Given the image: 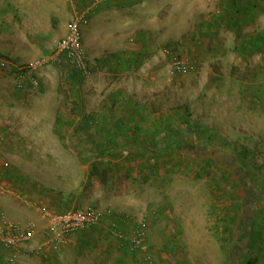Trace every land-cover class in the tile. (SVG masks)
I'll use <instances>...</instances> for the list:
<instances>
[{
    "label": "rangeland",
    "instance_id": "rangeland-1",
    "mask_svg": "<svg viewBox=\"0 0 264 264\" xmlns=\"http://www.w3.org/2000/svg\"><path fill=\"white\" fill-rule=\"evenodd\" d=\"M70 1L51 0V12H23L14 4L6 11L0 0V210L39 229L47 214L64 210L96 209L103 221L92 228L96 236L90 229L71 243L39 250L43 241L36 239V248L16 254L13 264H116L112 258L120 264H264V84H253L248 74L201 70L172 32L179 0L123 12V20L138 17L150 26V37H139V28L129 38L135 53L147 46L152 53L132 65L90 56L91 76L84 78L64 60L49 62L60 40L58 19L71 24L92 5ZM178 58L197 62L198 70L176 73ZM36 60L46 61L36 73L40 87L18 90L16 68ZM138 114L147 116L140 132L129 125L128 136L117 133V122L137 121ZM89 117L97 119L95 127L81 130ZM197 127L217 138H201L199 145ZM180 128L187 144L176 148ZM127 138L136 140L142 157L125 146L121 157L104 149ZM204 152L216 160L196 157ZM114 225L125 238L114 234ZM141 227L146 241L136 249ZM6 251L0 247V264H11Z\"/></svg>",
    "mask_w": 264,
    "mask_h": 264
},
{
    "label": "crops",
    "instance_id": "crops-1",
    "mask_svg": "<svg viewBox=\"0 0 264 264\" xmlns=\"http://www.w3.org/2000/svg\"><path fill=\"white\" fill-rule=\"evenodd\" d=\"M89 1L88 5H92L86 9L85 14L80 16L86 19L82 36L89 57L102 60V64L105 60L123 59L132 65L134 61L136 62L138 55L143 56L149 53V46L145 48L146 52L135 53L138 47L135 40L129 38V34L134 32L131 30L136 32L137 29H141L139 37H150L149 34L153 32L150 26L140 23L138 17L132 19L125 16L123 20L122 13L125 11L138 13L140 8L148 7L151 1L155 0ZM12 4L16 6L15 11L23 12L28 10L38 12L44 9L51 12L54 9L51 0H39L38 4L31 0V4L35 7H29L27 0H6V11L11 10ZM178 6L179 23L173 27L172 32H178L177 38L182 49L187 52L192 51L191 54L200 63L201 70L213 76L234 77L248 74V77L254 78L253 84L259 87L264 84V0H179ZM184 10L186 12L182 13ZM188 12L190 14H187ZM61 19H58L60 21L58 38L60 39L68 34L70 28L65 16ZM112 22L116 24L117 33L111 25ZM170 38L174 40L173 37L170 36L169 40ZM6 51L9 53L11 50L6 49ZM151 53L150 49L149 54ZM108 75L112 76L113 72ZM104 105L108 107L107 103ZM91 118L89 117V120ZM98 232L92 229L88 235L96 236ZM79 237L77 235L73 240ZM35 241L27 248L35 249L37 245ZM112 260L120 264L119 258H112ZM82 264L97 263L89 261ZM98 264L101 262L99 261Z\"/></svg>",
    "mask_w": 264,
    "mask_h": 264
},
{
    "label": "built area",
    "instance_id": "built-area-1",
    "mask_svg": "<svg viewBox=\"0 0 264 264\" xmlns=\"http://www.w3.org/2000/svg\"><path fill=\"white\" fill-rule=\"evenodd\" d=\"M86 24V19L80 17L70 24L69 32L56 44V52L49 62L61 64L62 60L73 71L84 78H89L92 72L91 59L84 47L81 27ZM46 64V61L36 60L16 68L17 88L24 89L31 86L33 89L40 87L36 77L37 71ZM8 62L2 63L1 67L9 68ZM174 70L179 74L195 73L199 66L197 62L178 58L174 64ZM0 135V139H1ZM46 225L43 229L35 222L19 223L12 221L0 210V245L11 254L9 262L14 263L15 255L27 249V246L36 239L43 241L39 250L51 244H63L70 242L80 232L90 230L103 221V215L96 209L71 210L65 214H47ZM140 230V229H139ZM114 234L119 238H125L124 233L114 225ZM144 227L136 231L133 244L136 249H141L146 241Z\"/></svg>",
    "mask_w": 264,
    "mask_h": 264
},
{
    "label": "trees",
    "instance_id": "trees-1",
    "mask_svg": "<svg viewBox=\"0 0 264 264\" xmlns=\"http://www.w3.org/2000/svg\"><path fill=\"white\" fill-rule=\"evenodd\" d=\"M75 72V71H74ZM174 116H176L178 119L179 118H181V115L179 114V113H175L174 114ZM145 118H147V116L146 115H139L138 114V118H137V121H134V122H132V121H127V122H125V121H123V120H121V121H119V122H117L116 123V125L114 126V127H116V130H117V133H119V134H122L124 137H126V136H128V134H126L127 132H126V130H127V128H129L128 126L129 125H131V127H132V131H133V134H136V133H138V132H140L141 131V125H142V123L144 122V120H145ZM97 123V119L95 118V117H92L90 120H88V121H83V123H80V125H79V128L81 129V130H87V131H91L94 127H95V124ZM107 123H109V122H107ZM182 124V126H186V128H191V127H189V124L187 123V121L186 120H183L182 122H181ZM181 126V128H184V127H182ZM180 128V130L179 131H177V138H176V141H177V145H176V148H179L180 146H183V145H186L187 144V142H186V139L184 138V135H183V129H181ZM195 128V127H194ZM193 129V128H192ZM190 130V129H189ZM194 130V129H193ZM196 132L198 133V135H199V137H198V139L197 140H199L198 142H199V145H200V140H202L201 138H203V139H206L207 141H210V140H214L215 138H217V137H215L214 135H210L209 133H206L205 131H204V129H202L201 127H197L196 128ZM203 140H202V142H201V145L202 146H204V144H203ZM136 140L135 139H132V138H127V141H126V143L122 146H120V145H111V147H109L110 145H105L104 146V149L106 150V148H110V150H111V152H110V154L111 153H113V155L114 156H123L124 155V151L122 150V147L124 148V146L125 147H127V148H129L130 149V155L131 156H138V157H142L143 156V151L141 150H139L138 148H137V146H136ZM203 149L205 150V151H207V148L206 147H203ZM103 149H101V150H99L100 152L102 151ZM203 155H198V156H196V157H199L202 161H206V160H216V159H214V157H212V156H210V154H212V153H207V152H204V153H202ZM98 155H100V154H98ZM238 159H239V157H237ZM219 163H220V165H224V163L222 162V161H218ZM237 162H238V160H237ZM223 167V166H222ZM96 170V172H97V169H95ZM102 176L101 177H104V176H107L108 174H109V169L107 168L106 170H104V171H102ZM69 211H71V210H64V211H62V212H60V213H57V214H65V213H67V212H69ZM95 227H97V226H95ZM95 227H93V228H95ZM92 229V228H91ZM80 233H82V232H80ZM80 233H78L77 235H79ZM77 235H75L73 238H72V240L70 241V242H68V243H71L72 241H73V239L75 238V237H77ZM67 244V243H66ZM0 247L1 248H4L2 245H0ZM5 249V248H4Z\"/></svg>",
    "mask_w": 264,
    "mask_h": 264
}]
</instances>
